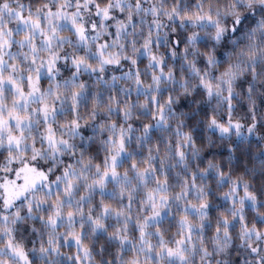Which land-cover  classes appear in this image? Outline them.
Masks as SVG:
<instances>
[{
	"label": "clouds",
	"instance_id": "9594fccd",
	"mask_svg": "<svg viewBox=\"0 0 264 264\" xmlns=\"http://www.w3.org/2000/svg\"><path fill=\"white\" fill-rule=\"evenodd\" d=\"M0 264H264V0H0Z\"/></svg>",
	"mask_w": 264,
	"mask_h": 264
}]
</instances>
